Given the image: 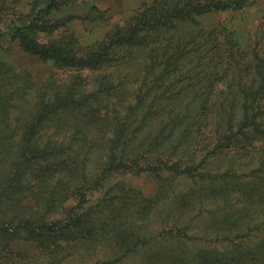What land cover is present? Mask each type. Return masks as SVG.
Returning a JSON list of instances; mask_svg holds the SVG:
<instances>
[{"label":"rangeland","instance_id":"rangeland-1","mask_svg":"<svg viewBox=\"0 0 264 264\" xmlns=\"http://www.w3.org/2000/svg\"><path fill=\"white\" fill-rule=\"evenodd\" d=\"M161 2L0 0V32L6 33L20 20L28 21L33 8L44 10L43 19L54 20V24L36 32L38 41H62L67 50L82 54L102 43L115 28L133 29L142 12L159 8L164 5ZM147 31L149 34L135 37L145 42L132 44L123 55H107V60L92 69H76L51 57L41 58L25 50L20 39L0 36V71L5 67L17 71L14 84L4 81L12 87L2 94L0 122L7 120L9 126L23 118L28 126L35 114L42 113L45 118L40 140H47L51 150H56L55 140L59 147L70 150L66 158L43 162L40 170L29 162L22 164L16 175L25 179L0 198V219L30 213L37 216L51 204L50 193L62 187L68 190L67 185L77 175H98L93 171L100 161L120 164L100 194L123 187L141 193L143 198L161 190V185L174 176L168 169L161 170L162 161L181 166L192 163L194 175L221 172L227 179L219 199L211 195L215 193L213 183L199 190L203 183L181 179L180 185H175L176 192H185L192 185L197 192L177 203L169 197L157 207L185 208L187 201L204 207L208 213L197 222L198 235L202 238L209 232L215 243L225 244L223 254L241 246L240 241L262 247L257 243L264 241V133L252 131L250 138L235 149L224 142L197 146L196 140L201 137L200 130L209 129L221 110L230 123L234 119L239 124L242 117L245 122L240 100L255 92L260 96L256 118L264 129V0H254L242 10L197 14L193 19L173 18L167 26ZM217 125L221 128L216 118L215 129ZM122 130L124 142L117 140L114 144ZM6 150L7 156L0 160V175H10L16 163L12 147ZM108 153L114 155L106 156ZM44 177L48 179L45 183ZM247 185L251 186L248 190ZM248 193L252 202L247 199ZM203 197L210 199L208 203ZM203 200L206 202L202 204ZM73 201L48 214L47 219L65 214ZM219 204L222 207L214 219ZM196 240L190 258L198 264H217L219 261L212 263L213 258L205 252L207 248L200 250V239ZM34 247V242L25 239L10 242L14 252L30 253ZM250 252L229 253L223 257L224 264L259 262L256 259L250 263ZM256 252L257 258L260 253ZM136 261L145 264L142 259L132 260Z\"/></svg>","mask_w":264,"mask_h":264},{"label":"trees","instance_id":"trees-1","mask_svg":"<svg viewBox=\"0 0 264 264\" xmlns=\"http://www.w3.org/2000/svg\"><path fill=\"white\" fill-rule=\"evenodd\" d=\"M162 1L164 5L159 8L142 12L133 29H128L126 26L115 28L102 43L95 44V47H91L82 54L67 50L62 41L54 44L38 41L35 37L36 32L46 30L49 25L54 24V20L46 22L43 19L44 10L36 11L33 8L28 21L20 20L19 24L9 27L6 33L0 32V36L8 34L11 38L20 39L25 50L41 58L51 57L55 62L63 61L66 66L76 69L86 67L92 69L107 60V55L117 53L123 55L132 44L145 42L135 37L141 38L149 34L148 31L145 32L149 28L167 26L173 18L193 19V16L197 14L242 10L254 3V0ZM52 4L54 3L47 6V12ZM148 9L146 11H149ZM262 74L261 71L260 75ZM16 76L17 71L10 67L0 71V102L3 100L2 94L12 87L10 84H14ZM7 79L12 80V83L5 85L4 81ZM251 96H244L240 100L246 114L245 122L242 117L241 123L235 124L234 119L230 123V118L227 117V120L224 111L221 110L214 116L215 121L209 129L204 127L200 130L201 137L198 136L196 145L208 147L213 143L221 145L224 142L229 145L228 147L232 146L235 149L240 143L250 138L249 133L252 134V131L263 134L264 129L260 127L262 121L257 122L256 118L260 96L257 92ZM44 118L42 113L35 114L28 126L23 118L9 126H7V120L0 122V160L7 156L6 149L10 147L15 154L13 160H16L10 175H0V198L8 196L15 188V184L25 179L24 175H16L19 167L25 162L33 164L37 170H40L39 165L43 162H49L54 158H66L70 155V150L59 147L60 144H57L56 140L54 143L56 150H51L50 145L47 146V140L46 142L40 140ZM216 118L217 122L220 120L222 129L218 125L215 129ZM248 120L252 121L255 128L249 126L251 123ZM122 137L123 130L116 136L115 141L112 140L113 143L115 144L117 140L118 143L124 142ZM101 142L100 139L98 143L101 144ZM113 155L114 153L112 155L108 153L106 156ZM97 165L93 172L98 175H77L75 180H71L67 185L68 190L62 187L50 193L51 204L37 216L30 213L24 217L0 219V259H3L0 264H130V261L136 258L144 260L145 264H198L195 259L190 258L192 246L198 241L196 239L202 242L200 250L207 248L205 252L213 258L212 263L219 261L217 264H224L223 257L229 253L244 255L252 251L247 257L252 259L250 263L256 262L257 259L259 262L255 264H264V246L262 245L264 241L257 243L262 247H251L249 243L240 241L238 244L242 247L225 250L223 254L222 249H225L226 245L215 243L209 232L206 235L203 234L201 238L198 235L197 222L208 213L204 207H197L196 203L191 204L192 201H187L185 208L184 205L180 208L175 206V209H173L174 206H169L168 210L157 207L165 203L169 197L175 198L177 203L182 201L183 196L190 197L197 192L192 189L193 185L185 192H176L175 185H180L181 179L197 185L203 183L199 190L213 183L215 193L211 195L219 199L218 194L225 191V185L228 182L226 178L221 177V172L215 175H194L191 173L192 163L181 166L180 163L168 165L162 161L159 164L163 165L161 170L168 169L174 176L161 185V190L158 189L152 196L143 198L140 197L141 193L123 187L114 191L111 188L106 189L100 194L102 187L117 171L120 164L100 161ZM82 170L86 172L83 167ZM47 180V177H44L42 182L45 183ZM249 185L245 189L251 188ZM97 193L99 195L95 196ZM196 195L198 197L202 194ZM250 196L251 194L248 193L249 201H251ZM203 198L207 200V203L210 200L207 197ZM71 199L74 201L66 208L65 214L62 213L58 218L53 216L47 219L48 214L55 213L57 209L61 210L63 205ZM204 200L202 204L206 202ZM227 205L229 206L230 203ZM221 207L222 205L219 204L217 211L212 215L214 219L218 218V210ZM14 239L34 242L35 247L30 253L14 252L10 248V242ZM230 246L232 243L228 248ZM255 252L258 255L260 253V256L256 258ZM132 264H138V262H132Z\"/></svg>","mask_w":264,"mask_h":264}]
</instances>
